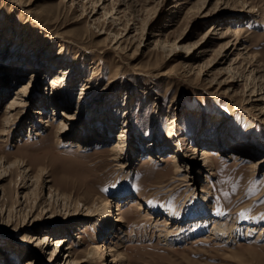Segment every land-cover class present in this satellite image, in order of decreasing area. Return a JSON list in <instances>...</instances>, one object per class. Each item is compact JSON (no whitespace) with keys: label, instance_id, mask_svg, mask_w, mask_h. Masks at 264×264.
Wrapping results in <instances>:
<instances>
[{"label":"rangeland","instance_id":"obj_1","mask_svg":"<svg viewBox=\"0 0 264 264\" xmlns=\"http://www.w3.org/2000/svg\"><path fill=\"white\" fill-rule=\"evenodd\" d=\"M0 36V56L8 51L17 66L4 70H26L0 90V132L8 102L31 72L40 78L24 114L0 136V160L13 167L0 183V206L27 194L15 187L25 170L28 199L38 204L30 225L0 213V264L7 255L8 264H61L52 255L62 247L24 244L34 235H68L78 260L99 248L93 264L112 263L101 259L109 251L117 264H264V99L253 97L256 76L264 88V0H0ZM61 76L73 86L59 96ZM83 104H95L94 117L84 108L79 122ZM67 109L80 148L56 144L53 118ZM120 134L123 169L111 151ZM204 194L208 220L190 226ZM105 204L114 222L122 218L110 235L103 219L87 215ZM158 211L185 215L186 241L163 243ZM213 224L236 228L234 238L209 237ZM252 224L257 233L247 236Z\"/></svg>","mask_w":264,"mask_h":264},{"label":"bare ground","instance_id":"obj_2","mask_svg":"<svg viewBox=\"0 0 264 264\" xmlns=\"http://www.w3.org/2000/svg\"><path fill=\"white\" fill-rule=\"evenodd\" d=\"M247 12L249 14H251V15H253L255 13V11L250 10V9ZM215 30L216 29H213L212 31L208 32V34L213 35ZM228 46H227V48L230 49L231 47H228ZM201 48H202V46L199 47V49H201ZM6 52H8V51H4L3 52L4 54L0 56V90H2L4 87H7V89L10 90V88L12 87L11 84H16L17 82H20V80L23 78L24 74L26 73L25 67H21V68H18L17 70L15 69L13 71L12 68H17V66H16V64H13V63H11L9 61L11 59V57L7 58V56L5 55ZM9 62L11 64V66H12V68L10 69L12 71H10V70H8V71L6 70L5 71L4 69L8 68V66H10V65H8ZM35 64H37L38 66L41 67V65H39V61L38 60L35 61ZM231 70L232 69H230L229 72H231ZM255 71H256V69H255ZM23 72H25V73H23ZM65 74L70 75V73H67V72ZM30 75L32 76L31 81H30L31 83H26L23 86H21L20 89L15 93L14 97L12 98V100H10L8 102L7 106H6L5 117H4V120H3V125H2V130L0 132V136H7L12 131V126H14V122H16L17 119H19V117L24 114L23 111L29 105V102H30V99H29L30 89L32 88V86H34L36 80L40 79L39 76H37L33 72H31ZM238 75H239L238 73H234L233 76H235L234 78H236ZM61 77H62L61 79L57 78L55 80V83H54L55 86H58V87L60 85L62 86L61 87L62 92H61V89H58V91H57V94L59 96H61L63 94V88L67 89L66 88L67 85H68V88H70V87L72 88V86H73V85H70L71 83L69 82V79L67 77H64V76H61ZM243 78L244 77L240 76L238 81H235L233 79V80L227 81L228 83L226 82L225 84L233 85L236 82L243 81L244 80ZM254 80H255V92H254L255 94H253V97H255L257 99V100H255V103L256 102L257 103L258 102H262L263 99H264V97H262L263 94H264L263 93L264 92V88H263L262 85H259L260 84V79L257 76L255 77V79H253V81ZM247 88L248 89L245 90V93L249 90V81H248V87ZM256 88H259V89L256 90ZM83 105H85V106H83L80 109V112L76 113L74 115L76 117V119H78L79 122L81 121L80 120L81 115L86 113V110L83 111L84 108L88 109V113L94 117V113H93L92 109L90 110V108L93 107L92 105H95V104H87V105L83 104ZM43 108H45V107H43ZM65 111L66 110H64L63 112H59V114H57L53 118L54 122H55V126H56V131L55 132L57 133L56 144H57V146H60L62 148H65V147H77V148L79 147L80 148V146L76 145L79 142V141L76 140V135L77 134L74 135L78 128L77 129L73 128V127H76V126L72 127L70 122H69V120H68V119L72 120L75 117L74 116H72V117L70 116V114L68 112L69 109H67V112H65ZM37 114L39 116H48L45 112H43V110L41 112H38ZM87 120L89 121V123H93L94 122V121L91 122V118H89L88 116H87ZM46 125H47V127L51 126L48 121H47ZM72 130H73L74 134H70V132ZM173 131H175V128H174L173 125H171L168 132L171 134ZM79 132H80V130H79ZM78 137H79V135H78ZM125 137L126 136H124L123 134H120L119 137H118L117 142L114 143L112 145V148H111V151L113 153L112 161L115 162L116 163L115 165L119 166V168H121V169H123V167H125L128 164L127 156L123 157V155L127 153L126 150H125V142L123 141ZM85 142H86V140H84L83 143H85ZM202 157H203V160L206 162V160H208V158L210 157V154L208 153V151L207 152L203 151V156ZM173 159H174V164H176V163L178 164L179 159L177 160V156L176 155L173 156ZM258 162H259L258 165H257V163L253 164V170H255V171L259 170L260 167H262L263 162H260V160ZM196 165H197V163H196ZM11 168H13V167L5 166L4 162L2 161V159L0 160V183L2 181L6 180V178L11 176ZM196 168L197 167L193 166L191 169L195 170ZM187 171H189V170H187V168L185 169L184 166L179 167L177 169V171H176V175L178 176L177 180L183 181V182L187 181V178L190 175V174H188ZM19 180H21V182ZM31 180L32 179L27 175L26 170L23 171V173L21 175V178L20 179L18 178L17 182L15 183L16 189L18 188V189H20L23 192L28 194L30 192L29 189L32 186V181ZM0 193L1 194L3 193L1 188H0ZM27 194L25 196H19L20 195V191L15 193L14 197L16 199H18V201L16 203H14L13 206L7 205V204L1 205L0 206V213L5 215V216H7V217H10V218L24 217L25 218L24 222L27 223L26 225H30L31 223H34L33 221H35L37 217H34L33 213L37 209L38 204L34 203V202H31L28 199V195ZM57 196H58L57 194H54V193L51 194L52 201H54V200L56 201V199H58ZM203 196L201 198L204 201L196 202L197 200L195 199L196 200L195 201L196 202V206L200 207V209L202 208L203 210H202V212H200V214L195 213L196 216L193 219H191V222H193V223H191L192 225L190 224V226H195V227L202 226V225L206 224V220H208L207 218H208L209 213L207 212V209H205V207H206L205 202H208L207 201L208 197H207L206 194H204ZM11 198H13V196ZM20 199L25 200V202H21ZM109 207L110 206L108 204H105L103 206L98 207L95 210L87 209V215H91V216H89L90 218H94V219L96 218V220H99V219H103L104 220V222L106 223L105 227H104L105 230H102V231H106V235L107 234L110 235L112 231L115 232L117 230V226H115V224L122 222L121 221L122 218L120 220L116 219V222H114L111 219V213H109L107 211V209ZM117 207H119V206H117ZM79 208H81V206ZM120 210H121L120 208L116 209V211L118 212L116 214V216H120V212H119ZM138 210H142V207H139ZM156 216L158 217L159 221L162 220V222H161L162 225L161 226L164 227V229L161 230L160 233H159V238L163 241V243L171 244V243H175V241L176 242L180 241V243H181L185 239L187 240V235H185V231H187V226L184 227L185 229H182L183 227L180 228V226H183V224H185V222L188 221L187 218H183V217H185V215H183L181 221L178 220L179 218H178V216L175 215L174 212H170V213H165L164 212L163 213L162 211H158L156 213ZM182 220L185 221V222H183ZM112 221L114 222V224H113ZM159 223H157V225L161 224V223L160 224ZM65 224H63V225H65ZM26 225H23V226H26ZM63 225L62 226H58V228L60 227L64 231H67V226L68 225H66V227L65 226L63 227ZM157 225H155V226H157ZM257 228L255 227V224H252V226H250L248 228L249 230H248L246 235L247 236H251V234L253 235V234L257 233ZM235 229L236 228H227V227L225 228L223 224H221V225L213 224V227L210 230L209 237H214L215 239H219L220 241L221 240L227 241V240L232 239V237L234 235V232H235ZM28 230H30V229H28ZM262 230L263 229H261V231H260L261 233L259 234V239L263 236ZM30 231L32 232L33 230H30ZM29 235H32V234H29ZM52 237H53V235L52 236L51 235H45V236H42V237H39L37 235L28 236L27 237V241L24 242V244H26V245L30 244V245H32V248H34L33 246H38V244H39V245H42L43 247H45L46 250L49 249V248H52L53 246H56V248H58V247L61 248L62 247V249L60 251L58 249H56L54 251L53 255H52L53 262L56 263L57 261H59V262H61V264H93L94 260H95L94 256L96 255L97 252H100V249L95 247L93 249L94 250L93 252L88 253L83 259L78 260L77 258H75L76 255H75V252L73 251V248L70 247V246L67 247L66 243H69V239H67V238H69L68 235L66 237H63V238H52ZM78 239H80V238H78ZM38 240H40V242L37 244ZM105 250H106V248H105ZM111 252L112 251H109L108 253L104 254L103 255L104 257H102L101 259L103 261H105L106 257H112V259H111L112 263H110V264H117L118 261L121 260V258L119 257L118 253H116L114 251H113V253H111ZM5 257L7 258L6 261H5V262H7L6 264L10 263V261H9L10 258H8V255L5 256Z\"/></svg>","mask_w":264,"mask_h":264}]
</instances>
